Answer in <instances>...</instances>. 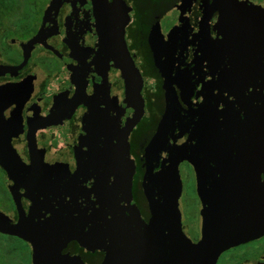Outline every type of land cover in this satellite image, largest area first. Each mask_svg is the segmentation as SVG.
Wrapping results in <instances>:
<instances>
[{
	"label": "flooded vegetation",
	"instance_id": "af4514ba",
	"mask_svg": "<svg viewBox=\"0 0 264 264\" xmlns=\"http://www.w3.org/2000/svg\"><path fill=\"white\" fill-rule=\"evenodd\" d=\"M174 161L189 245L204 224L239 233L214 264H257L264 0H0V218L44 239L43 264H102V246L124 256L138 245L133 207L142 245H168L166 221L151 232V207ZM147 252L156 261L165 249ZM33 253L0 233V264H32Z\"/></svg>",
	"mask_w": 264,
	"mask_h": 264
},
{
	"label": "water",
	"instance_id": "95a60500",
	"mask_svg": "<svg viewBox=\"0 0 264 264\" xmlns=\"http://www.w3.org/2000/svg\"><path fill=\"white\" fill-rule=\"evenodd\" d=\"M32 42H36L35 39ZM133 69V78L130 80L134 88L140 87V76L135 67ZM131 85V87H132ZM137 93L139 108L136 111L134 117V123L140 118L142 114V103L138 93V88L133 91ZM167 117V113L165 118ZM164 118V120H165ZM157 138V137H156ZM180 160V159H178ZM182 160V159H181ZM177 161L170 162L171 164L166 167V170L162 174V178H164L163 188L165 190L164 198L162 201V206L158 208L157 206H152L151 210L153 213L152 221L150 223L151 232L157 229V227L163 222L166 221V242L168 245H142L143 238L142 233L144 225L139 221V214L136 207H133L134 210V219L135 222L138 223V231H134L133 241H137L138 245H129L126 248L124 256L116 257L112 247L102 246L106 252V258L102 264H214L217 257L225 251L227 248L236 246V242H238L240 238L239 233L233 232H210L206 224L203 226L202 230V239L197 245H189V241L183 236L180 232L179 225V212L177 208V201L180 195V186L179 181L177 180ZM130 186L131 179L128 177L122 182V187L126 191L127 196L130 198ZM152 205V201L150 202ZM206 209V203H203ZM21 225L9 226L4 218H0V233L15 236L23 241L32 245L34 249L32 264H43V260H40L36 256V248L35 245H44V239L40 237L39 234H30L20 232ZM144 231V232H145ZM138 233L139 238L136 239V234ZM156 234V232H153ZM93 236V235H92ZM150 241H159L158 238L151 239ZM85 245H101L98 239L94 237L85 238ZM170 242L177 243L176 245H170ZM178 245V243H180ZM186 245H185V244ZM160 248L165 249V253L162 256H156V261L146 260V255H148V248ZM257 264H264V257L259 260Z\"/></svg>",
	"mask_w": 264,
	"mask_h": 264
},
{
	"label": "rangeland",
	"instance_id": "374dc122",
	"mask_svg": "<svg viewBox=\"0 0 264 264\" xmlns=\"http://www.w3.org/2000/svg\"><path fill=\"white\" fill-rule=\"evenodd\" d=\"M172 16H174L173 13H169L166 16V18L162 21L163 31L166 30L168 27H170V25H172V23L174 21V17L172 18ZM225 264H231V263L230 262H226Z\"/></svg>",
	"mask_w": 264,
	"mask_h": 264
}]
</instances>
